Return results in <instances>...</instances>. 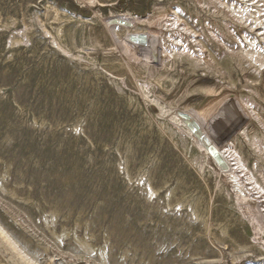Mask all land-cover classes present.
Here are the masks:
<instances>
[{"label": "rangeland", "instance_id": "obj_1", "mask_svg": "<svg viewBox=\"0 0 264 264\" xmlns=\"http://www.w3.org/2000/svg\"><path fill=\"white\" fill-rule=\"evenodd\" d=\"M0 226V264H264V0H0Z\"/></svg>", "mask_w": 264, "mask_h": 264}, {"label": "bare ground", "instance_id": "obj_2", "mask_svg": "<svg viewBox=\"0 0 264 264\" xmlns=\"http://www.w3.org/2000/svg\"><path fill=\"white\" fill-rule=\"evenodd\" d=\"M114 20H118V18L117 19H114ZM257 22V21H256ZM134 38H136V39H138V40H140L141 42H146V40H145V37L143 36V35H139V36H136V35H134ZM154 44H156V41L154 40V38H152V39H149L148 38V45L150 46V47H152ZM191 116V115H190ZM190 116H188V115H186L185 116V118H184V121L187 123V125L192 129V131H195L197 134H199V135H201V131H200V129H201V126H198V123L196 122V121H194ZM222 116V115H221ZM223 116H224V114H223ZM224 117H222V119H223ZM229 119V118H228ZM220 121H222V120H218L217 121V123L219 122L220 123ZM212 122H214V119H212ZM216 123V124H217ZM215 124V125H216ZM211 125H212V123H211ZM213 126L210 130H212V131H217L218 130V128H220V126H222V123L217 127V126ZM206 130H207V128H206ZM207 136L209 137V134H207ZM2 226H0V235L2 236V237H5L6 236V232H5V229H2L1 228ZM0 239H2V238H0ZM3 240V239H2ZM14 241V240H13ZM8 243V242H7ZM7 243H5L6 244V246H7ZM9 244V243H8ZM15 244H16V242H15ZM23 250V249H22ZM25 252V251H24ZM18 253H20V251H18ZM22 253V252H21ZM24 254V253H23ZM22 255V254H21ZM26 255V254H25ZM28 255V254H27ZM29 256V255H28ZM27 256V258H29ZM25 258V257H24ZM30 261V260H29ZM33 262V261H32ZM31 262V263H32ZM29 263V262H28Z\"/></svg>", "mask_w": 264, "mask_h": 264}]
</instances>
